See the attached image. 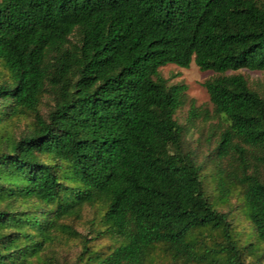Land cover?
<instances>
[{
  "label": "trees",
  "instance_id": "trees-1",
  "mask_svg": "<svg viewBox=\"0 0 264 264\" xmlns=\"http://www.w3.org/2000/svg\"><path fill=\"white\" fill-rule=\"evenodd\" d=\"M191 63L214 73L208 176L175 119L199 108L159 74ZM240 69L264 71V0H0V264H264V97Z\"/></svg>",
  "mask_w": 264,
  "mask_h": 264
},
{
  "label": "rangeland",
  "instance_id": "rangeland-1",
  "mask_svg": "<svg viewBox=\"0 0 264 264\" xmlns=\"http://www.w3.org/2000/svg\"><path fill=\"white\" fill-rule=\"evenodd\" d=\"M160 76L166 81L167 86L184 85L186 95L188 99L195 101V106L199 108L198 113L193 117V124L189 122V106L184 105L178 109L175 114V119L181 124L185 125L186 135L184 140V150L189 151L196 163L202 167V175L208 176L216 171V160L213 154V148L215 146L217 135V120L206 121L208 117L201 112H207L212 114V105L209 101V96L206 89L203 87V83L212 78L214 73L211 71H200L194 63L188 68H181L174 64H168L159 68ZM228 74H240L249 83V85L256 89L264 97V71H251L248 69H240L236 72H229ZM51 103L50 96L46 95L43 99L42 111L45 113ZM213 122V123H211ZM213 125L214 128H213ZM206 185L212 192L213 186L210 180H207ZM218 209L223 212H229L233 223L236 226L238 234L249 233V221L245 215L244 205L240 198L236 195L232 196L227 204L218 203ZM99 213V209L96 207L87 208L83 214V219L76 224V229L81 233H87L89 231V224L94 214ZM107 244V243H97ZM77 245L73 244L71 251H76ZM170 258L164 256L161 250H156L149 264H169Z\"/></svg>",
  "mask_w": 264,
  "mask_h": 264
}]
</instances>
